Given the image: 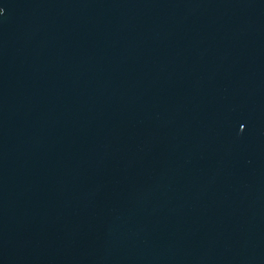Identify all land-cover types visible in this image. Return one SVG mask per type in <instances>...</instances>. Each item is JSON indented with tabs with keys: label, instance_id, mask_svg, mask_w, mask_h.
<instances>
[{
	"label": "water",
	"instance_id": "water-1",
	"mask_svg": "<svg viewBox=\"0 0 264 264\" xmlns=\"http://www.w3.org/2000/svg\"><path fill=\"white\" fill-rule=\"evenodd\" d=\"M0 8V264H264V0Z\"/></svg>",
	"mask_w": 264,
	"mask_h": 264
},
{
	"label": "clouds",
	"instance_id": "clouds-1",
	"mask_svg": "<svg viewBox=\"0 0 264 264\" xmlns=\"http://www.w3.org/2000/svg\"><path fill=\"white\" fill-rule=\"evenodd\" d=\"M4 12V9L3 8H0V13H3Z\"/></svg>",
	"mask_w": 264,
	"mask_h": 264
}]
</instances>
